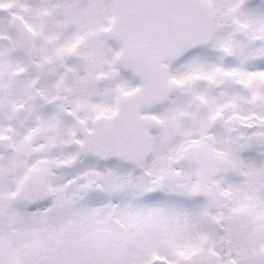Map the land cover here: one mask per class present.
Wrapping results in <instances>:
<instances>
[{
	"label": "snow or ice",
	"instance_id": "obj_1",
	"mask_svg": "<svg viewBox=\"0 0 264 264\" xmlns=\"http://www.w3.org/2000/svg\"><path fill=\"white\" fill-rule=\"evenodd\" d=\"M0 264H264V0H0Z\"/></svg>",
	"mask_w": 264,
	"mask_h": 264
}]
</instances>
